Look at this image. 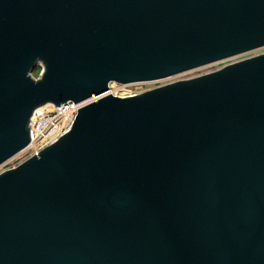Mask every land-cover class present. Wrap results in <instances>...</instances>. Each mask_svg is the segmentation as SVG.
<instances>
[{
  "label": "water",
  "instance_id": "1",
  "mask_svg": "<svg viewBox=\"0 0 264 264\" xmlns=\"http://www.w3.org/2000/svg\"><path fill=\"white\" fill-rule=\"evenodd\" d=\"M261 47L264 0H0V165L100 95L0 172V264H264V51L110 91Z\"/></svg>",
  "mask_w": 264,
  "mask_h": 264
},
{
  "label": "built area",
  "instance_id": "2",
  "mask_svg": "<svg viewBox=\"0 0 264 264\" xmlns=\"http://www.w3.org/2000/svg\"><path fill=\"white\" fill-rule=\"evenodd\" d=\"M263 48L264 47H261V48L255 49L253 51H249L246 53H242V54L232 56L230 58H236L238 56H243V55H245V57H246V56H249L251 53L256 54V53H259V52H255L256 50H260ZM240 58H243V57H240ZM240 58H236L233 61L240 59ZM37 67L40 68V71L36 74L35 70ZM37 67L32 71V75L35 78H39L41 73L44 70V65L42 62H39ZM178 74H180V73H178ZM178 74H174L171 76H167V77L155 79V80L171 79L172 77H174ZM146 81H154V80H146ZM137 82H144V81H137ZM117 83H120L121 85L119 87H115L114 81L111 82L110 91L115 92L117 94H122V95H130V94H135V93L140 92V90H136L135 88L131 87L132 83H134V82H129V83L117 82ZM99 97H100V95L92 94L91 96H89L85 99H82V100H78V101L70 99V100L61 102L59 104H56L54 102H47V103H44V104L36 107L31 118H30V123H29L30 131H31V140H30L29 144L21 150V151L26 150V151L30 152L26 158H28L32 154L38 153L44 146L53 142L61 134L66 132L72 126V124L76 118V115L79 111V108L81 106H83L84 104H87L93 100L98 99ZM21 151H19V152H21ZM4 163H2L0 165V167ZM19 163H17V164H19ZM17 164H14L12 166H15ZM12 166H10V167H12ZM7 168H9V167H7ZM4 169H6V168H3L2 170H4ZM2 170H0V172Z\"/></svg>",
  "mask_w": 264,
  "mask_h": 264
},
{
  "label": "rangeland",
  "instance_id": "3",
  "mask_svg": "<svg viewBox=\"0 0 264 264\" xmlns=\"http://www.w3.org/2000/svg\"><path fill=\"white\" fill-rule=\"evenodd\" d=\"M263 50H264V48L260 49V50H256L255 52H261ZM240 57H245V55L238 56L236 58H240ZM236 58L223 59V60L212 62V63L206 64V65H202V66H199V67L184 71V72L172 77L171 79L154 80V81H146V82L145 81L144 82H134V83H132L131 87L135 88L136 90L143 91V90L152 88L154 86L166 83L167 81L170 82V80L173 81V80H176V79H179V78L190 77V76H194V75H197V74L209 71V70L216 69V68H218V67H220V66H222V65H224V64H226V63H228L230 61H233ZM39 71H40V68L37 67L36 70H35V73L37 74ZM114 83H115L114 84L115 87H119L121 85L120 83H117L116 81H114ZM29 153H30L29 151L24 150V151H21V152L15 154L11 158H9L0 167V170H2L3 168H7V167H10V166H12L14 164H17V163L21 162L22 160H24L29 155Z\"/></svg>",
  "mask_w": 264,
  "mask_h": 264
}]
</instances>
